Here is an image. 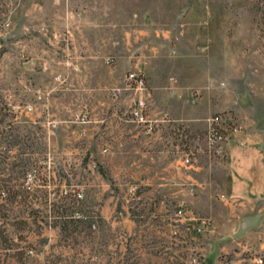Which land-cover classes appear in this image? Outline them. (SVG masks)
Here are the masks:
<instances>
[{"label":"rangeland","instance_id":"rangeland-1","mask_svg":"<svg viewBox=\"0 0 264 264\" xmlns=\"http://www.w3.org/2000/svg\"><path fill=\"white\" fill-rule=\"evenodd\" d=\"M253 95L264 111V0H0V264H41L42 254L100 264L111 241L137 264H163L156 232L147 250L138 226L166 222L134 215L164 206L186 209L182 224H204L207 241L212 221L193 204L134 190L132 169L117 165L132 152L119 144L175 117L169 130H186L194 179V163L241 130L229 103ZM217 114L237 126L214 145L205 125Z\"/></svg>","mask_w":264,"mask_h":264},{"label":"crops","instance_id":"crops-1","mask_svg":"<svg viewBox=\"0 0 264 264\" xmlns=\"http://www.w3.org/2000/svg\"><path fill=\"white\" fill-rule=\"evenodd\" d=\"M228 108L241 130L222 145L220 156L194 163L192 168L203 172L199 177L192 179L190 167L185 165L186 130L178 135L179 139L169 130L175 117L156 118L155 122L163 123L158 129L133 130L131 135L127 131L130 136L119 146L121 152H132V160L122 159L117 165L122 170L132 169L134 183L141 191L148 189L145 194L193 204L211 219L210 237L204 242L210 264H255L264 251V111L256 95L229 103ZM249 109L252 112H247ZM203 148L200 151L207 152V146ZM191 179L197 184L193 189ZM157 211L170 210L164 206Z\"/></svg>","mask_w":264,"mask_h":264},{"label":"built area","instance_id":"built-area-1","mask_svg":"<svg viewBox=\"0 0 264 264\" xmlns=\"http://www.w3.org/2000/svg\"><path fill=\"white\" fill-rule=\"evenodd\" d=\"M143 120V118H141ZM236 123L232 121V117L229 114V116H226L225 114H217L214 115L210 120L209 124L207 126L206 131V138L209 140L210 144L219 145L222 143V141L228 139L232 133L233 130L236 129ZM186 155H188V152L186 151ZM139 189V185L134 186V190ZM140 212V211H139ZM147 215L143 214L141 212V215H138L135 212V218H149L152 216H162L163 221L166 222V226L162 230H156L153 228L151 224H146V229L142 228V225L138 228H140L139 232L144 231L145 237L142 241L144 245H146V249L149 248L153 250V238L149 237L150 233L155 231L157 238L160 241V247L156 249H160L157 253L159 255H156L154 257L161 259L160 261H163V264H210L206 250L204 248L205 244L202 239L204 234L207 232V229L205 228L204 224H199L198 226H193V228L185 226L182 224L181 220L188 217H191L192 214L188 215V211L184 208H180L179 211H176L174 214L170 213V211H166L165 214L163 211H149V213H146ZM123 211H119L116 213L117 217H122ZM147 216V217H146ZM58 219H62L61 215H57ZM57 219V218H56ZM133 219V218H132ZM50 229L56 228L57 225H51L49 224ZM149 226V227H148ZM94 228L97 227V225L93 226ZM137 227V225H136ZM173 229L174 231H171ZM142 237V235H140ZM122 242V241H121ZM113 245H116L115 249L112 247V241L110 242H104L101 247H106L108 249L106 251L107 255L109 257L110 253L111 260L104 261V263L100 264H137L138 262L134 260L133 257H130V254H122L120 255V247L117 243H113ZM109 246V247H107ZM111 246V247H110ZM128 247H131V244H128ZM23 248V247H22ZM112 249V251H111ZM28 252L32 253L33 249L29 250ZM113 255L117 258L118 255H120V260L118 261L116 259V263L114 260ZM99 256V255H98ZM104 256L103 254L100 255L101 259ZM50 259L47 260V263L44 261V255L42 254V263L41 264H61L62 261H65V259L62 257L58 258L56 255L51 254ZM153 257V258H154ZM52 258V259H51Z\"/></svg>","mask_w":264,"mask_h":264},{"label":"trees","instance_id":"trees-1","mask_svg":"<svg viewBox=\"0 0 264 264\" xmlns=\"http://www.w3.org/2000/svg\"><path fill=\"white\" fill-rule=\"evenodd\" d=\"M65 219H66V218H65ZM6 231H7V229H1V227H0V235H1L2 238L4 239V243H5L6 245H8V241H9V239L7 238ZM5 248H7V247H5ZM21 253H22V252H19L18 255H20Z\"/></svg>","mask_w":264,"mask_h":264}]
</instances>
